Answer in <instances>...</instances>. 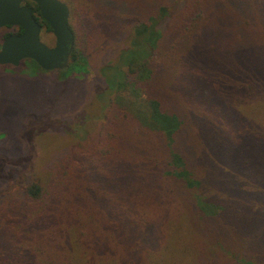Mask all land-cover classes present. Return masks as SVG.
<instances>
[{
	"label": "trees",
	"instance_id": "1",
	"mask_svg": "<svg viewBox=\"0 0 264 264\" xmlns=\"http://www.w3.org/2000/svg\"><path fill=\"white\" fill-rule=\"evenodd\" d=\"M60 1L54 71L83 79L121 41L94 80L105 116L12 192L0 264H264V0Z\"/></svg>",
	"mask_w": 264,
	"mask_h": 264
},
{
	"label": "rangeland",
	"instance_id": "2",
	"mask_svg": "<svg viewBox=\"0 0 264 264\" xmlns=\"http://www.w3.org/2000/svg\"><path fill=\"white\" fill-rule=\"evenodd\" d=\"M90 2L69 0L70 13L78 15L79 6ZM13 29L0 28V38ZM39 40L52 43L50 31L43 26ZM120 42L111 46L118 48ZM111 46L106 44L102 52L92 53L93 67L83 79L79 75L67 78L54 70L39 71L30 60L17 67L0 65V175L4 176L0 177V209L4 205L9 209L8 202L14 197L10 195L19 191L26 178L46 184L60 152L75 141L74 132L95 133L105 114L93 101V85L94 80L101 82L97 69L111 58ZM78 114H85V119ZM26 153L30 154L29 164H22Z\"/></svg>",
	"mask_w": 264,
	"mask_h": 264
},
{
	"label": "water",
	"instance_id": "3",
	"mask_svg": "<svg viewBox=\"0 0 264 264\" xmlns=\"http://www.w3.org/2000/svg\"><path fill=\"white\" fill-rule=\"evenodd\" d=\"M29 1L47 24L52 43L43 44L39 40L41 27L21 0H0V28L13 27L21 31L10 33L1 41L0 65L17 67L21 61L30 60L43 71L61 70L73 47L72 33L66 23L68 8L60 0Z\"/></svg>",
	"mask_w": 264,
	"mask_h": 264
},
{
	"label": "flooded vegetation",
	"instance_id": "4",
	"mask_svg": "<svg viewBox=\"0 0 264 264\" xmlns=\"http://www.w3.org/2000/svg\"><path fill=\"white\" fill-rule=\"evenodd\" d=\"M23 4V3H22ZM6 28H12V27H6ZM18 32V28H14L13 31L11 33H17Z\"/></svg>",
	"mask_w": 264,
	"mask_h": 264
}]
</instances>
